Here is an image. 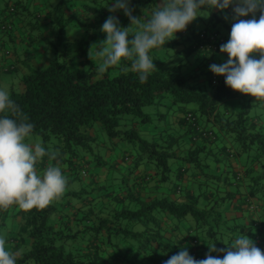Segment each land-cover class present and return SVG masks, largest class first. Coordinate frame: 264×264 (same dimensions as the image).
<instances>
[{
    "label": "trees",
    "instance_id": "trees-1",
    "mask_svg": "<svg viewBox=\"0 0 264 264\" xmlns=\"http://www.w3.org/2000/svg\"><path fill=\"white\" fill-rule=\"evenodd\" d=\"M112 3L4 0L0 5V33L10 36L11 18L17 15L15 21L24 30H33V38L53 49L44 66L28 68L10 86L9 96L21 115L12 117L6 110L0 117H27L34 124L33 133L43 140L55 136L65 148L89 147L94 139L90 129L97 122L111 140L132 148L117 155L121 163L113 159L117 172L112 173L113 186L111 181L92 193L64 192L43 209L18 207L14 214L29 244L17 253V264H164L182 248L200 260L209 252L208 245L226 248L240 235H247L264 251V214L256 216L254 224L255 213L247 206L251 201L264 203V121L257 120L255 111L249 114L255 103L227 87L225 77L214 75L199 60L187 59L189 67L181 70V63L163 68L158 58L150 56L157 70L144 83L131 71L130 61L100 73L94 51L96 40L106 36L102 23L115 15L123 19V27L128 19L119 11L109 13L105 6ZM131 7L133 16L145 21L157 5L156 0H131ZM198 37L191 31L187 38H192V45L181 53L207 59L219 52L222 44L214 50L200 48ZM227 59L224 54L213 64ZM165 98L169 106L175 105L168 122L175 129L166 124L155 127L148 138L140 136L138 128L150 121L142 106ZM224 136L235 141L236 149L225 143L218 149L211 146ZM250 149L252 155L239 158V152ZM171 160L180 164L172 168ZM199 196L204 199L201 206ZM72 199L81 204L70 202V211H62ZM223 206H230V216ZM186 215L193 223L189 233L182 234L178 223ZM236 217L240 218L226 222ZM254 233L259 240L252 238ZM212 255L223 258V253Z\"/></svg>",
    "mask_w": 264,
    "mask_h": 264
},
{
    "label": "clouds",
    "instance_id": "clouds-1",
    "mask_svg": "<svg viewBox=\"0 0 264 264\" xmlns=\"http://www.w3.org/2000/svg\"><path fill=\"white\" fill-rule=\"evenodd\" d=\"M105 7L109 13L123 11L130 24L121 27L115 15H109L103 23L101 31L106 39L96 44L99 48L95 53L100 60V73L127 60L140 82H146L157 70L149 52L175 39L176 33L186 31L188 25L201 17L202 10L216 9L223 13V19L233 22L228 41L219 49L228 59L222 64L210 65V71L225 77L226 86L233 91L264 101V0H160L151 18L143 22L141 16H133L131 0H113ZM88 55L94 62L90 50ZM123 70L127 72L128 68ZM6 110L12 117L21 115L8 91L0 88V113ZM12 117H0V210L12 206L24 211L43 209L63 195L67 178L58 163L50 164L42 175L38 174L37 162L45 155L56 160L57 154L46 152L39 143H27L34 124L27 117ZM225 245L226 248H217L216 243L208 245L209 252L200 260L182 248L164 264H264V251L247 235H240ZM212 253H223V258ZM17 258V253L6 249V239L0 235V264H17Z\"/></svg>",
    "mask_w": 264,
    "mask_h": 264
},
{
    "label": "rangeland",
    "instance_id": "rangeland-1",
    "mask_svg": "<svg viewBox=\"0 0 264 264\" xmlns=\"http://www.w3.org/2000/svg\"><path fill=\"white\" fill-rule=\"evenodd\" d=\"M3 1L4 0H0V4H3ZM228 11L230 14L231 10L229 9ZM144 13H148V12L144 9ZM119 15L125 16L124 13L120 11H119ZM199 15H201V17H198L195 21H193L190 25H188L186 31L176 33L175 39L166 43L165 46H161L159 48H155L151 50L149 52V56L158 58L161 61L160 66L163 68L173 67V66H176L177 63H181L182 64L181 70H185L184 67H189V65L186 63V60L192 58V53L185 56L184 54L177 52L175 49L174 43L175 42L183 43V44L191 46L192 38H187V36H190L191 31L198 33V36H199L201 32L206 33L208 31L217 30L219 34L224 38V41L221 44H224L228 41L229 34L231 31L230 29H231L232 22H233L231 19L226 21L225 19H223V13H221L219 10H216V9L202 10L199 13ZM203 16L205 17L208 16V17L205 18ZM9 17H10V14L6 16V18H9ZM13 18L14 17L12 16L11 19ZM245 19H247V17ZM121 20H120V25H121ZM123 24H124L123 27H128L130 24V21L126 19V21L123 22ZM50 49H51V53H53V49L52 48ZM224 54L225 53H220L219 51L218 52V55H220L219 58H222ZM256 58L258 59L259 57L256 56ZM12 62L14 63V61ZM209 66H207L206 69L209 68ZM18 75L20 74L17 71L0 73V88L7 90L9 93L10 86L15 81V78ZM244 97L250 98V101L255 103L249 110V114L252 115L253 111H255L257 107H260V108L262 107L264 109V101L257 100L258 103H260V104H257V101L254 99V97H251L249 95H244ZM231 100L237 101L236 98H232ZM174 106L175 105L169 106L168 99L166 98L165 100L164 99L160 100V102L143 105L142 111L146 112L149 115L150 121L148 122L147 127L141 126L138 128L137 131L139 135L142 137L148 138L149 134L152 132V130L155 129V127L164 128V125L166 124H168L171 127V129H175V125L168 123L171 121V117H173L171 116V113H172ZM259 113L260 114L263 113L262 116H264V112H262V110H260ZM90 130L92 132V135L94 136V139H93V142H89L88 144L89 147H85V148H83L80 145H77L75 147L71 145L70 148H65L61 139L50 135L48 139L43 140L40 135L33 133V132L30 135V137L27 138L26 142L29 144L39 143L45 148L46 152H55L57 154V157H60V158L66 157L67 159H70V157H72L73 158L72 159L73 166L71 168L72 171H69V169L66 168L68 166L67 161L66 162L62 161L63 171L65 170V171L70 172V175H68L67 178H72V180L70 181L68 180L66 190L67 189L71 190L72 188L75 190H79L80 194H86V193H90L91 190H90V185H86L85 183L88 180H90L92 176H94L96 173H99V172L106 171V173H104V176L105 175L107 176L105 177L106 180L110 182L112 181L113 182L112 186L114 185L115 180H112V178H110L113 176L112 173L115 172V169L112 167L113 165L112 161L114 162L113 159H115L116 161H118V163H121L118 160V157H121L122 154L123 156L124 154H127V152L131 148L130 146H129L130 148L127 147L128 144H126L125 142L121 140L112 139L113 140L112 141L104 133L103 129L98 125L97 122L92 123ZM228 141L231 143L230 145L232 146V149H236V143L235 141L232 140L231 137L228 138ZM247 154L252 155L253 150L250 149L247 152H239L238 155H239V158H246ZM84 161H86V166L84 165L82 166V163ZM96 161H99V164H96ZM179 162H180L179 160H174V161L171 160V167L175 168L178 164H180ZM50 164L56 165L57 162H52V160L49 159V156L45 155L36 164V170L38 174L42 175L44 169H46ZM59 166H61V163L59 164ZM81 166L84 167V169L86 170L85 174H81L80 172ZM115 174L117 175V172H115ZM172 181L173 179H172V174H171L168 182L170 183ZM66 190L64 192H66ZM195 192L196 190L194 189V193ZM203 200L204 199L201 196L198 197L199 206L202 205ZM227 207L223 206V208L228 209L225 212L228 216H230L231 209H230V206L229 208ZM17 209H18L17 206H12L6 210H0V235L4 236L6 239V249L7 250L12 248V245H13V241H12L13 238L9 236L10 231H12L13 234L16 233L15 239L20 244V248L24 245L25 247H27L29 244V238L26 235H24L19 229L20 222H19L18 217H16L17 215L14 214ZM239 218L240 217H236L235 219L234 218L226 219V222L227 223L232 222L234 220H238ZM192 223H193V218L190 215H186L178 223L179 231L182 234H188L189 231L187 232V228ZM19 236H23V239L21 242H20ZM18 252H20V250L16 251V253Z\"/></svg>",
    "mask_w": 264,
    "mask_h": 264
},
{
    "label": "crops",
    "instance_id": "crops-1",
    "mask_svg": "<svg viewBox=\"0 0 264 264\" xmlns=\"http://www.w3.org/2000/svg\"><path fill=\"white\" fill-rule=\"evenodd\" d=\"M160 3V0H156V5ZM22 4H24V2H21V7ZM1 5V4H0ZM140 15L142 13H139ZM14 18L12 19V25H11V33L10 36L4 35V33H0V73L2 72H11V71H17L20 75L25 73L28 68L34 67V66H44L53 56V53H51V47L45 46L42 41L39 38H33L32 36V31H27V29L24 30L23 26H20L16 20L17 15L13 16ZM103 24V23H102ZM106 39V36L102 35L101 40H96L95 42V46H96V50L94 51V55L96 53V51H98L99 46L96 45L98 44L100 41H103ZM175 49L177 52L181 53V50L186 47V44L183 43H177L174 45ZM8 47V48H6ZM4 49V50H3ZM220 51V50H219ZM51 54V55H50ZM226 54V53H225ZM220 55H218L217 53H213L212 57L209 58H203L197 56L196 54L192 53V58H190V61H194V60H199V61H203L204 63L209 65H212L214 63L215 60H217L219 58ZM95 61H97L100 64V60L96 57H94ZM14 61V63L12 62ZM8 62V63H7ZM124 65L127 62V60H122L121 61ZM6 63V65H5ZM129 64V63H128ZM9 69V70H7ZM16 76L15 81L18 79V77L20 76ZM14 81V82H15ZM255 99V98H254ZM256 100V99H255ZM257 101V100H256ZM235 103V102H233ZM257 104L258 103L257 101ZM260 110H262V112H264V109L261 107H257L255 109V117L257 118L258 121H264V116H262L263 113H259ZM221 139L217 140L215 143H212L211 146H213L215 149H218V147L220 145H222L223 143L225 144H231L228 141V138L226 136L221 137ZM72 157H70V159L66 160L67 161V169H69V171L71 170L69 167V162L72 163ZM64 161L65 159L57 157L56 160H54L55 162H57L58 164L61 163V169L62 167V161ZM64 161V162H66ZM69 171H63L62 169V174H64L66 176V178L68 177V175H70ZM105 172H99L96 173L94 176H92V178L90 180H88L85 184L86 185H90V190L92 193V189L98 187L99 185H107L110 183V181H107L105 177H107L106 175L104 176ZM111 178V177H110ZM69 178H67V182H68ZM70 191H79V190H75L72 189L71 190H66V192H70ZM93 200V199H92ZM70 202H73V206H79L81 204L80 201L78 200H70L69 202H66L65 205H63V207L61 208L62 211L64 212H68L70 211L69 204ZM58 203V202H57ZM61 203V202H60ZM64 203H61L60 205H62ZM255 215H259L260 211L255 212ZM240 214V213H239ZM246 213H243V215ZM19 219V216H16ZM16 233H12V231L9 232V236L12 237V241H13V245L12 248H10L9 250H11L12 252H16L18 250H22L24 246H22L20 248V244L16 241V237H15ZM20 238V242L23 239V236H19ZM182 241V240H180ZM183 242V241H182ZM184 246V245H182ZM32 264V263H30Z\"/></svg>",
    "mask_w": 264,
    "mask_h": 264
},
{
    "label": "built area",
    "instance_id": "built-area-1",
    "mask_svg": "<svg viewBox=\"0 0 264 264\" xmlns=\"http://www.w3.org/2000/svg\"><path fill=\"white\" fill-rule=\"evenodd\" d=\"M199 37L201 38V41H200V43H198V46L200 48L205 47V48H209L211 50L216 49V47L224 41V38L216 30L208 31L206 33L205 32H201L199 34ZM186 115H187V117L192 118V116H191L190 113H187ZM81 172L82 173H85L84 168L81 169ZM247 206H248V209L250 211H252L253 214L256 211H260V213L263 212V214H264V203H261V202H252L251 201V202H249L247 204ZM253 218H254L253 223L254 224H257L258 223V220H257V217H256L255 214L253 215ZM252 238L254 240H259L258 234H255V233L252 234Z\"/></svg>",
    "mask_w": 264,
    "mask_h": 264
}]
</instances>
